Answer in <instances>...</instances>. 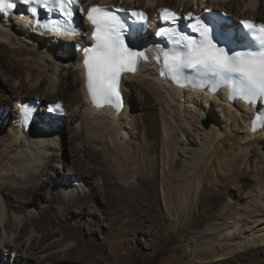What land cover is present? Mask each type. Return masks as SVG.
Returning a JSON list of instances; mask_svg holds the SVG:
<instances>
[{
    "label": "bare ground",
    "instance_id": "bare-ground-1",
    "mask_svg": "<svg viewBox=\"0 0 264 264\" xmlns=\"http://www.w3.org/2000/svg\"><path fill=\"white\" fill-rule=\"evenodd\" d=\"M82 1L86 6L99 4L143 9L155 20L167 7L183 13H200L214 8L227 11L239 20L260 19L258 21L264 22V0ZM170 2H174L173 7ZM155 35L153 31L146 40H153ZM83 42L84 36H43L19 14L0 19V51L3 50L15 64L17 72L23 71L26 75L24 81L17 78V72L3 76V80H11L12 89L10 91L5 86L8 96L4 95L0 100V132L10 117H13V121L8 132L0 133V191H11L19 205L13 208L0 197V264H35L39 259H47V256H51L53 261L62 262L64 259L56 256V252H73L84 246L81 242H69L62 250L51 252L50 244L46 243L56 232V223L70 229L72 237L80 238L104 227L109 210L102 209V204H96L98 196L94 185L88 184L92 182L91 177L88 178V174L81 172L66 158V131L70 132L75 125L82 138L88 141L86 144L90 150L111 163L113 173L120 176L121 171H125L129 176L137 163L134 153L142 146L139 125L144 119L137 112V96L145 104L144 108L156 109L160 113L163 143L167 150L163 164L165 170L170 163L184 159L185 166L176 174L183 178L179 180L174 177L176 183L186 187V190L190 186L194 188V177L210 166L215 169L213 173L217 179L227 180L236 191L241 189L238 178L243 182H253L252 189L245 194L248 206L243 207V211L236 210V216L232 219L226 216L222 223H215V228H207L203 236L181 237L180 242L189 241V245H182L189 247L186 251L192 264H227L228 261L264 264V126L257 131L251 130L256 106L246 105L239 100L231 102L224 90L209 94L177 87L161 79L158 69L146 62L138 71L124 76V101L120 112L109 106L96 108L87 97L84 67L80 65ZM62 96L67 98L66 114L62 117L52 116L48 112L49 104L63 101ZM29 98L41 100L36 113L39 122L36 124L35 121L33 126L24 128L19 120V105ZM8 102H13V106ZM145 115L154 117L153 113L146 112ZM206 120H209L208 126L205 125ZM57 169H60V175ZM124 176L119 179H124ZM131 177L122 182L126 181L134 191L136 186L132 185L135 182ZM44 187L49 188V199L57 198L59 201L52 212L41 205L48 200L40 202L41 211H36V200L43 199L41 191ZM29 189L34 191L35 200H23L16 194L17 191L19 195H24ZM37 221L43 225H38ZM196 225L199 222H186L183 227L189 230ZM120 237L121 234L115 235V242L108 246L113 255L111 264H123L124 246ZM96 247L102 249L101 245ZM42 253L48 254L41 256Z\"/></svg>",
    "mask_w": 264,
    "mask_h": 264
},
{
    "label": "rangeland",
    "instance_id": "rangeland-1",
    "mask_svg": "<svg viewBox=\"0 0 264 264\" xmlns=\"http://www.w3.org/2000/svg\"><path fill=\"white\" fill-rule=\"evenodd\" d=\"M170 6L173 7L174 2H170ZM16 70L18 69H16L15 64L10 61L6 53L1 50L0 77H2L0 78V100H3L2 98L4 95L8 96L4 90L5 86L10 91L12 89L11 80H3V76L9 75L10 73L14 75V72H17ZM17 73V78L24 81L26 77L24 72L20 71ZM62 98L64 99L63 103L65 107L67 98L65 96H62ZM138 98V96L135 97L138 109L137 112L141 115L139 116L142 120L144 119V121L142 122L143 124L141 123L139 125L141 126L142 146H140L134 153V159L137 162L134 164V174L130 172V175H132L131 180L134 178L135 182L132 183V185L135 184L136 186L134 191L132 186L126 184L130 175L127 176L128 174L125 171H121L123 173L120 174V176L113 173L114 167L111 166V163L102 158L103 156H99V154H95L90 150L88 144H86L88 141L86 142L82 138V134H80L81 132L75 128V125L70 132L66 131V140H68L65 144L66 158L78 167L81 172L88 174V178L89 176L91 177L92 182L90 181L88 184L94 185L96 196H98V201L95 199L96 204H102V209L109 211L106 213L107 218L106 221H104V227L97 229L98 231H94L95 233H86V235H84L85 237L82 238H80V236L72 237L70 229L67 227H60L58 226V223L54 224V227L57 228L54 229L56 232L48 238V243H46V245L50 244L51 252L62 250L69 244V242H81L80 244H83L84 246L73 252H56V256H62L61 258L64 259L62 262L59 260L53 261L51 256H47V259L46 257L42 260L39 259V264H111L113 255L111 256L109 247L112 241L115 242V235L119 234H121L120 240L124 246L122 251L123 264H192L189 252L186 251L189 247L184 246L187 245L189 241L181 240L182 242H180L179 240L181 237L183 235H188L190 238L203 236L205 232H207V228L211 226H213L212 228H215L214 226H216L219 222L222 223L224 219H226V216H231L232 219L236 216V210L243 211L245 209H243V207L248 206V200L246 199L245 194L252 189L253 182H243L241 178L236 177L239 179L238 184L241 185V189L236 191L231 183L226 182L227 180L224 181V179L222 180L220 178H216V174L213 173L215 172L213 166L206 169L207 172L203 171L199 173L197 175L198 178L196 176L194 177L195 179L193 182L196 183L194 188H191L190 186V188L187 187L186 190V187L184 188L181 184L179 185L176 183L173 180L174 177L179 180L180 178H183L179 177L180 175L177 177L176 174L180 172L182 167L185 166L184 159L181 158L179 161L177 160L178 162L170 163V167H167L168 170H165L163 164L165 163L164 158L167 156V150L163 143L164 135L162 131L163 126L160 119V113L156 109L144 108L145 104H142ZM12 103L13 102H8L10 106ZM44 104H48V102H44ZM146 112L151 114L153 113L154 117L150 118L149 116H146ZM12 121L13 117H10L6 121L4 128L0 133L8 132ZM140 129L135 131H139ZM251 159L252 158L250 157V160ZM106 166L108 168H106ZM56 172L60 175V169H57ZM207 173L209 174L207 175ZM123 175L125 176L122 180L126 179V181L122 182L119 177L121 178ZM101 179L102 183L104 182L103 184L101 183ZM108 186H110V188ZM32 191L33 190L29 189V191L24 195H19V192L17 193L16 191V194H18V197L23 200H35V194L34 191ZM48 191L49 188L44 187V189H42L41 192L43 199L36 200L38 201V204L35 206L36 211H41L39 203L45 200L48 201L43 202L41 205L47 206V210L49 212H52L59 204L57 198L55 200L48 198ZM190 192L191 194H189ZM101 193H104V195ZM0 197H2L6 204L12 206L13 208L19 205L17 200H15L12 196L11 191H0ZM53 200L55 203L51 202ZM115 221L116 223H114ZM185 221L187 223L199 222V225H196L194 228L188 230L184 228L186 226ZM37 224L43 225L41 221H37ZM108 224H112L113 226L110 225L109 227ZM115 229L118 230L116 231ZM67 237H70L71 239ZM81 239L83 240L81 241ZM92 239H94L95 242ZM86 241H89V243ZM85 243L88 245H85ZM182 243L184 245H182ZM98 245H101L102 249H97L96 246ZM105 249L107 251H105ZM47 254L48 253H42L40 255L45 256ZM22 260H24V258H22ZM38 263L37 261L35 262V264ZM227 264L236 263L234 261H228Z\"/></svg>",
    "mask_w": 264,
    "mask_h": 264
},
{
    "label": "snow or ice",
    "instance_id": "snow-or-ice-1",
    "mask_svg": "<svg viewBox=\"0 0 264 264\" xmlns=\"http://www.w3.org/2000/svg\"><path fill=\"white\" fill-rule=\"evenodd\" d=\"M30 2L31 0H25V3L30 4ZM54 3L66 18L63 33L75 35L76 31L71 27V18L75 11H82L78 8L77 0H54ZM13 6L11 0H0V13H9ZM117 11L98 6L88 10L87 17L95 29L92 33L95 45L83 51L88 90L94 103L102 101L119 108L120 74L123 71H135L138 60L141 58L146 60L147 57L143 51L134 50L125 42L127 26L116 14ZM132 15L142 20L146 19L142 12H133ZM161 15L166 21L171 20L174 23L177 20L176 15L166 9L161 10ZM241 23L247 30L245 35L252 41L249 45L251 50L230 55L213 43L209 37L208 27L200 18H196V23L189 27L198 31L202 39L194 42L188 36H180L175 40L176 44L187 41L185 47L188 51L183 55L165 52L164 69L167 71L162 70L161 75L170 74L171 79L179 84L182 69L190 68L201 76L213 77L218 82L228 84L234 96H240L249 102L264 97V24L258 25L249 21ZM160 34L171 35L167 29L162 30ZM97 106L102 105L98 103Z\"/></svg>",
    "mask_w": 264,
    "mask_h": 264
},
{
    "label": "water",
    "instance_id": "water-1",
    "mask_svg": "<svg viewBox=\"0 0 264 264\" xmlns=\"http://www.w3.org/2000/svg\"><path fill=\"white\" fill-rule=\"evenodd\" d=\"M208 124H209L208 121H206V122H205V125L208 126Z\"/></svg>",
    "mask_w": 264,
    "mask_h": 264
}]
</instances>
